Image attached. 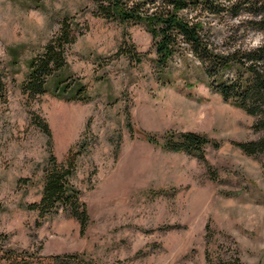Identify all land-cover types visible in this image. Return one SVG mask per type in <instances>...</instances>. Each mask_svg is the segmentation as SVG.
<instances>
[{"label":"rangeland","instance_id":"obj_1","mask_svg":"<svg viewBox=\"0 0 264 264\" xmlns=\"http://www.w3.org/2000/svg\"><path fill=\"white\" fill-rule=\"evenodd\" d=\"M124 1L153 9L161 0ZM101 3L0 0V264L74 252L95 264H264V153L237 146L264 135L255 116L213 91L189 51L159 66L147 27ZM191 14L211 24L219 50L264 41L246 13ZM65 20L75 37L65 47L68 78L87 86V101L61 99L51 86L22 91L28 61ZM230 34L236 40L226 41ZM168 132L204 133L219 145L200 158L147 140ZM50 156L74 162L71 180L90 219L84 234L61 209L35 227L28 204L41 198Z\"/></svg>","mask_w":264,"mask_h":264},{"label":"trees","instance_id":"obj_2","mask_svg":"<svg viewBox=\"0 0 264 264\" xmlns=\"http://www.w3.org/2000/svg\"><path fill=\"white\" fill-rule=\"evenodd\" d=\"M144 2L133 1L130 5L124 0H107L106 4H99V8L122 22L144 24L154 39L157 63L161 67L185 50L193 54L204 65L212 90L222 95L225 101L255 116L254 129L264 132V41L249 48L233 42V49L219 50L210 35V27L207 29L206 26V23L211 24L192 14L184 15L185 11L212 15L226 12L235 17L246 13L248 18L243 22L264 29V0H228L225 3L213 0H161L153 9H144ZM74 39L65 20L44 46L43 53L28 61L29 70L22 91L28 95L38 94L50 91L51 86L52 94L66 101L89 100L87 86L68 78L65 47ZM230 39L236 40L231 34L226 41ZM1 78L0 72V87L3 85ZM41 126L49 135L48 126L45 123ZM147 140L163 149L184 151L200 158L205 157L207 146L219 145L207 134L198 132H168L162 137L148 134ZM237 146L250 155L264 153V135L255 141H240ZM73 166L70 158L59 162L56 156H50L44 168L41 198L28 204L39 216L35 227L41 226L47 215L58 213L61 209L74 216L79 221L81 233H85L90 219L87 204L81 200L82 192L71 180ZM87 257V254L80 252L51 255L47 264H95ZM6 259L9 264H34L12 255Z\"/></svg>","mask_w":264,"mask_h":264}]
</instances>
